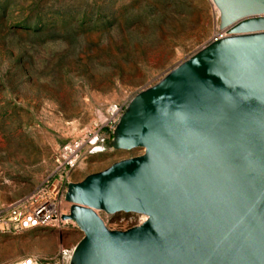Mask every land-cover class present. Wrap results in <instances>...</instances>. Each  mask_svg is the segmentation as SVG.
<instances>
[{
    "label": "water",
    "instance_id": "95a60500",
    "mask_svg": "<svg viewBox=\"0 0 264 264\" xmlns=\"http://www.w3.org/2000/svg\"><path fill=\"white\" fill-rule=\"evenodd\" d=\"M213 40L129 102L112 138L144 149L68 185L72 264H264V0H212ZM94 209L148 218L108 228Z\"/></svg>",
    "mask_w": 264,
    "mask_h": 264
},
{
    "label": "rangeland",
    "instance_id": "374dc122",
    "mask_svg": "<svg viewBox=\"0 0 264 264\" xmlns=\"http://www.w3.org/2000/svg\"><path fill=\"white\" fill-rule=\"evenodd\" d=\"M219 23L211 0H0V213L39 190L61 146L103 127L113 105L158 83ZM143 153L93 156L72 180ZM139 215L125 214L124 227ZM83 236L72 226L0 232V264Z\"/></svg>",
    "mask_w": 264,
    "mask_h": 264
},
{
    "label": "built area",
    "instance_id": "2783aa9c",
    "mask_svg": "<svg viewBox=\"0 0 264 264\" xmlns=\"http://www.w3.org/2000/svg\"><path fill=\"white\" fill-rule=\"evenodd\" d=\"M211 3L219 22L218 8L212 0ZM224 36H226V33L219 29L218 24L209 42ZM129 102L121 106L113 105L115 112L111 115L108 123L103 126L104 128L100 127L99 129L88 131L60 147L54 158V169L43 181L39 190L30 198L15 203L5 212L0 213V232L19 233L39 227H59L65 231L67 226L81 230L74 220L62 218L64 214L70 212L71 207V203L66 199L68 185L74 182L72 177L82 162L114 149L111 143L113 132ZM94 210L110 229L126 230L143 222L140 218L131 226L124 227V223L129 222V220L127 221L124 218L125 214L138 218L140 215L124 212L109 214L103 210ZM113 225L115 227H112ZM75 246H63L58 253L50 257L26 256L5 264H72Z\"/></svg>",
    "mask_w": 264,
    "mask_h": 264
},
{
    "label": "bare ground",
    "instance_id": "6f19581e",
    "mask_svg": "<svg viewBox=\"0 0 264 264\" xmlns=\"http://www.w3.org/2000/svg\"><path fill=\"white\" fill-rule=\"evenodd\" d=\"M218 12H219V10H218ZM219 18H220V12H219ZM219 24H220V23H219ZM109 112H110V116L113 115V113L115 112L114 106L111 107V109H110ZM141 215H144V216L146 217L145 220L148 218V216L145 215V214H141ZM145 220H144V221H145ZM144 221H143V222H144Z\"/></svg>",
    "mask_w": 264,
    "mask_h": 264
},
{
    "label": "crops",
    "instance_id": "0c3cea01",
    "mask_svg": "<svg viewBox=\"0 0 264 264\" xmlns=\"http://www.w3.org/2000/svg\"><path fill=\"white\" fill-rule=\"evenodd\" d=\"M207 43H208V42H207ZM207 43H206V44H207ZM77 181H81V180H76V182H77Z\"/></svg>",
    "mask_w": 264,
    "mask_h": 264
}]
</instances>
